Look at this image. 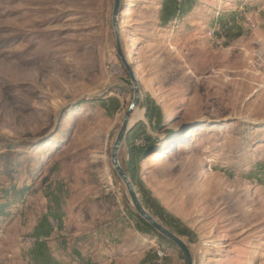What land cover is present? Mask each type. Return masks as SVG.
<instances>
[{
  "label": "rangeland",
  "instance_id": "rangeland-1",
  "mask_svg": "<svg viewBox=\"0 0 264 264\" xmlns=\"http://www.w3.org/2000/svg\"><path fill=\"white\" fill-rule=\"evenodd\" d=\"M122 3L141 119L120 165L131 144L137 193L193 264H264V0ZM112 8L0 0V264H183L111 165L133 99Z\"/></svg>",
  "mask_w": 264,
  "mask_h": 264
},
{
  "label": "water",
  "instance_id": "water-1",
  "mask_svg": "<svg viewBox=\"0 0 264 264\" xmlns=\"http://www.w3.org/2000/svg\"><path fill=\"white\" fill-rule=\"evenodd\" d=\"M123 10L122 0H113V8L111 12V28L114 36L115 46L117 49V55L121 60L125 70L127 71L128 77L132 84L133 99L128 107V110L123 118V126L119 129L115 140L112 145L110 153V161L112 168L123 185L126 195L130 201L135 213L147 224L149 225L158 235L164 237L166 240L175 245L183 258V264H193V258L191 251L187 247L186 243L183 242L178 236L169 231L165 226L160 224L157 219L150 213V211L142 203L139 194L133 184L131 178L127 172L123 169L118 161V148L122 146L125 141V138L132 130L134 124H131V116L133 112L139 107L141 100V93L139 89L138 82L135 80L131 72L129 71V66L126 61V57L121 52V39L119 34V18L120 13Z\"/></svg>",
  "mask_w": 264,
  "mask_h": 264
},
{
  "label": "trees",
  "instance_id": "trees-1",
  "mask_svg": "<svg viewBox=\"0 0 264 264\" xmlns=\"http://www.w3.org/2000/svg\"><path fill=\"white\" fill-rule=\"evenodd\" d=\"M126 140V138H125ZM175 143V142H174ZM174 143L171 144V148L174 145ZM128 152H129V169H126L127 174L129 175V177L131 178L133 184H136V176L138 173V168H137V164H138V152L136 150L135 147H133L131 144H129ZM170 148V147H168ZM167 148V149H168ZM141 199V197H140ZM142 203L144 204L143 200L141 199ZM144 206L147 208V206L144 204ZM148 209V208H147ZM149 210V209H148ZM150 211V210H149ZM135 218H136V228L141 230V226H144L145 229H147L149 231V233H151L152 235H154L155 238L158 239L159 243H163L166 244L168 246L173 245L171 242H169L168 240H166L164 237L158 235L149 225H147L138 215L134 214ZM154 216V215H153ZM142 231V230H141Z\"/></svg>",
  "mask_w": 264,
  "mask_h": 264
},
{
  "label": "bare ground",
  "instance_id": "bare-ground-1",
  "mask_svg": "<svg viewBox=\"0 0 264 264\" xmlns=\"http://www.w3.org/2000/svg\"><path fill=\"white\" fill-rule=\"evenodd\" d=\"M127 58H131V55H128L127 56ZM137 66V65H136ZM136 68V67H135ZM134 68V69H135ZM129 71L131 72V74L133 75V77L135 78V76H134V74H133V72L130 70V68H129ZM135 80L137 81V79L135 78ZM138 82V81H137ZM141 119V114H140V111H139V109H136L134 112H133V114H132V116H131V124H136L139 120ZM123 119H122V123H121V126H120V128L123 126ZM120 148H121V146L118 148V151H117V154H119V150H120ZM118 161H119V158H118Z\"/></svg>",
  "mask_w": 264,
  "mask_h": 264
},
{
  "label": "built area",
  "instance_id": "built-area-1",
  "mask_svg": "<svg viewBox=\"0 0 264 264\" xmlns=\"http://www.w3.org/2000/svg\"><path fill=\"white\" fill-rule=\"evenodd\" d=\"M156 254H157L158 258H160V259L163 258V256H164V252L161 250H157Z\"/></svg>",
  "mask_w": 264,
  "mask_h": 264
}]
</instances>
